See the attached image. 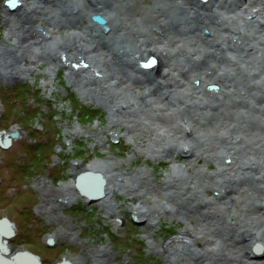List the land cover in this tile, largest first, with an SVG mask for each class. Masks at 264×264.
<instances>
[{"label": "bare ground", "instance_id": "obj_1", "mask_svg": "<svg viewBox=\"0 0 264 264\" xmlns=\"http://www.w3.org/2000/svg\"><path fill=\"white\" fill-rule=\"evenodd\" d=\"M14 1L16 4L12 8L6 5L5 13L16 40V46L10 52L18 53L19 47L31 44L42 49L46 40L63 29L65 39L54 51L42 49L38 54L44 53L50 63L66 67L76 84L87 88L91 98L108 102L116 114H125L126 106L117 103L119 94L127 95L132 89L144 86V95L137 99L145 107L146 119H154L152 117L159 108L184 107L195 109L194 112L198 109L207 111L204 115L218 125V130H230L229 121L235 122V118L250 121L247 124H253L247 126L250 132L260 126L261 134H256L254 154L246 150L247 154L254 155L252 161H237L235 147L239 141L233 135L226 137L224 152H228L232 160L221 162L218 179L202 187L218 191L213 197L218 202L199 199L196 187L178 188L180 185L174 178L164 182V205L172 214L193 222L196 228L160 244L161 249H156L160 255L156 256L166 259L169 264H264V0ZM93 15L100 16L104 25L89 21ZM35 20L43 22L44 32L37 30ZM225 52L237 55L229 59ZM6 53L0 59V69L12 74L15 61ZM150 57H154L153 61L148 60ZM175 57L184 64L175 66ZM160 63L168 70L160 73ZM220 65H226L230 70L219 73ZM93 71L101 73V77L91 76ZM175 71H178V78ZM246 75L260 77L261 86L240 88L239 81L241 78L244 81ZM192 77L199 84L191 88L188 81ZM208 84L215 88L219 84L222 90L218 93L205 91L203 87ZM178 88L186 90L181 102L172 96L178 93ZM226 94H230L228 101L222 99ZM208 95L216 97L207 101ZM245 113L253 119L257 115L263 118L257 121L258 124L247 120ZM124 116L127 124L133 125L127 114ZM178 118L181 122L182 117ZM189 119L190 125L194 124L195 121ZM180 122L166 128L182 147H189L188 152L177 147L166 148L163 152L169 156L176 151L189 157L198 155L202 148L193 147L195 143L185 133V122ZM195 124L196 128L200 126L197 121ZM84 139L88 141V138ZM4 145L0 140V146ZM201 146L204 147L203 143ZM82 171L102 175V185L94 177L87 178L84 187L88 193L99 192L101 198L115 192L106 185L107 176L102 170L91 166ZM143 175L137 185L156 193L148 172ZM69 184L71 182L64 183L63 187H70ZM247 188L256 193L257 199L244 202L240 190ZM234 189L238 194L229 197L228 193L232 194ZM77 195L80 196L76 191L74 198ZM139 198H142L140 193ZM134 210L140 220L150 221L151 209L137 207ZM236 214L241 217L235 218ZM162 225L171 226V223L161 222L158 233L163 235L166 231L161 230ZM199 235L204 246L194 249ZM4 239L0 240V247ZM5 246L11 250L8 241ZM146 255L150 256L152 252ZM101 256H98L101 263L107 264ZM0 264H29V260L19 256L9 262L0 259Z\"/></svg>", "mask_w": 264, "mask_h": 264}, {"label": "rangeland", "instance_id": "obj_2", "mask_svg": "<svg viewBox=\"0 0 264 264\" xmlns=\"http://www.w3.org/2000/svg\"><path fill=\"white\" fill-rule=\"evenodd\" d=\"M5 2L7 0H0V59L8 52L15 61L16 68L12 74L0 69V93L4 91L6 95L4 98L0 97V140L11 138L10 134L13 133L18 135L11 138L7 147L0 146V216H5L12 222L14 236L8 240L11 251H29L42 258L43 264H57L62 260L69 261L70 264H102L99 255H102L107 264H137L132 259L130 261L132 253L125 246L134 234L126 230L133 229V232L137 230L134 238L142 243L145 254L151 251L152 255L149 257L156 259L158 264H169L166 259L156 256V249L160 250V244L171 238L181 237L184 232H191L190 229L196 227L182 216L172 214L169 207L164 205V182L174 178L177 185H180L178 188L196 187L199 199L218 202L213 198L218 195V191L202 187L220 176L221 162L230 163L232 160L228 152H224L226 137L233 135L239 141L235 147L237 161H252L254 155L247 154L246 150L254 154L257 148L256 134H261L260 126L250 132L247 127L253 126L247 125L250 121L242 122L235 118V122L229 121L230 130H218V125L207 120L208 116L204 115L207 111L198 109L194 112L195 109L184 107L165 108L166 110L159 108L152 117L154 119L148 115L150 119H146L145 107L137 99L144 95V86L132 89L127 95L119 94L117 103L126 106L124 112L133 122V125H128L125 114H116L108 102L91 98L89 90L76 84L68 75L66 67L50 63L44 53L38 54L42 49L44 52L54 51L57 44L65 39L63 29L55 30L56 34L45 41L42 49L31 44L19 47L18 53L10 52L16 46V40L11 34V23L5 14ZM85 20L88 22L91 17ZM42 23L34 21V26L38 25V31H43ZM242 52L243 50L239 51ZM224 55L230 59L237 54L225 52ZM151 58L154 57L148 60L151 61ZM174 64L179 66L184 62L175 57ZM159 70L161 73L168 69L160 63ZM229 70L228 66L220 65L218 72ZM174 75L178 78V71ZM91 76L100 78L101 73L93 71ZM239 82L240 88L248 85L261 86V78H254L253 75H246L244 81L241 78ZM14 84L29 90L30 113L23 110V104V108L10 107L6 113V103L11 94L8 88ZM194 84L198 85L199 81L192 77L188 85L192 88ZM210 86L212 85H204L203 88L210 93L222 90L219 84L216 88ZM183 92L186 93V90L178 88V93L172 96L181 102ZM226 95L222 99L230 100V94ZM11 97L14 99L15 95L11 94ZM215 97L208 95L206 100L212 101ZM81 105L92 108L93 116L84 118L79 115L78 106ZM186 114L187 118H184ZM257 116L255 119L251 115L246 118L254 122L263 118ZM178 117H182L183 122ZM190 117L195 121L194 124L190 125ZM196 121L200 125L197 128ZM178 122H185V133L195 143L193 147L202 148L198 155L189 157L184 152L176 151L173 156H169L163 152L171 147L188 152L189 147H182L166 128L169 124ZM202 143L204 147L201 146ZM24 147L34 148L24 150ZM19 152L28 158L25 162L31 161L30 165H24L23 173L16 172L15 166L8 162ZM91 166L106 174V185L115 189V192L93 201L78 195L74 198L77 191L73 184L75 175ZM143 172H148L156 193L137 185L140 178L144 177ZM226 179L231 182V179ZM67 182H71L70 187H63ZM240 191L244 202L257 199L251 188ZM139 193L142 198H139ZM233 193L237 195L238 190H232V194L228 193V196H234ZM137 207L151 209L150 221L140 220L136 216L134 209ZM239 217L240 214L235 215V218ZM161 222L171 223V226L162 225V231L170 229L163 232V235L158 233ZM130 224L133 228H126ZM113 232V237L121 239L125 236L124 242L114 241L109 237L108 233ZM17 234L23 239H14ZM200 236L197 245L193 244L192 248L200 249L204 246ZM48 239L52 240L51 244H48ZM145 263L150 264L148 260L139 262Z\"/></svg>", "mask_w": 264, "mask_h": 264}, {"label": "trees", "instance_id": "obj_3", "mask_svg": "<svg viewBox=\"0 0 264 264\" xmlns=\"http://www.w3.org/2000/svg\"><path fill=\"white\" fill-rule=\"evenodd\" d=\"M10 89V93L12 94V95H15V98L14 99H12V97H11V94L9 95V101H8V103H6V106H7V108H6V113H7V109H9L10 107L12 108H14V107H20V108H23V106H22V104L25 106V108H23V110L24 111H26V113H30L31 111H30V107H29V105H28V103H29V97H28V94H29V90H27L26 88H21V85H19V84H14V85H12V87L10 86V88H8V90ZM6 95H4V91H2V93H0V97L1 98H4ZM6 101H7V97H6V99H5ZM15 105V106H14ZM79 107V109H78V113H79V115H82L84 118L85 117H92L93 116V109L92 108H85V106H78ZM85 108V109H84ZM14 115V114H13ZM16 115V114H15ZM14 115V116H15ZM102 115V113H100V116ZM37 146H35V148H36ZM34 148V147H33ZM33 148H31V147H29V148H26V147H24V150H33ZM22 155H21V153L19 152L18 154H15L14 155V158L12 157V158H10L9 159V164L10 165H12L13 167L15 166V168H16V172L18 171V173H23L24 171H25V167L27 166V164H31V161H29V162H25L26 161V159H28L27 157H21ZM33 159V158H32ZM31 159V160H32ZM37 160H40V159H37ZM32 161H34V160H32ZM32 164H34L35 165V163L34 162H32ZM24 165H25V167H24ZM16 178H18V176L16 177ZM78 205H80V204H78ZM72 209V208H71ZM73 209H74V206H73ZM76 209H78V207L76 206ZM132 227L133 228V225H126V228L127 227ZM165 227V226H164ZM169 228H166L165 229V231H167ZM126 231H128V232H131V233H134V234H136L137 233V230H134V232H133V229H127ZM169 231H170V229H169ZM168 231V232H169ZM128 232H126V234L128 233ZM134 234H133V237L132 238H130L129 240H127V242H126V244H125V246L126 247H129V249H130V252L129 253H132L131 254V259L133 260V261H135L137 264H139V262H142V263H144L145 261H147L148 260V262L150 263V264H158V261L155 259V260H153V258H150L149 256H147L146 254H145V251H144V249H143V245H142V243H140V242H138L135 238H134ZM108 235H109V237H112L113 239H114V241H121L122 243L124 242V239L126 238L125 236H122V238L120 239V238H116V237H113V236H115V233L113 232V233H108ZM128 236V235H127ZM15 238H17V239H23V237L22 236H18V234L14 237V239ZM112 239V240H113ZM131 239H133L132 241H131V243H130V240ZM133 244V245H132ZM135 245V246H134ZM135 248L137 249V250H135ZM145 254V255H144ZM42 259V258H41ZM42 261L43 262H41L42 264L44 263V260L42 259ZM146 264V263H145Z\"/></svg>", "mask_w": 264, "mask_h": 264}, {"label": "water", "instance_id": "obj_4", "mask_svg": "<svg viewBox=\"0 0 264 264\" xmlns=\"http://www.w3.org/2000/svg\"><path fill=\"white\" fill-rule=\"evenodd\" d=\"M15 1H7L5 2L6 5H8L10 8H12L15 5ZM91 20L93 22H96L99 25H104V20L100 16L93 15L91 17ZM211 88H214L213 86H210ZM15 135V136H14ZM18 135V133H13L10 134L11 138H15ZM11 138L6 137L4 143L5 145L3 146L4 148L7 147L11 143ZM89 177H94V179L98 180L100 182V185L103 184V179L102 175L100 173H94V172H89V171H80L78 174L75 175L74 177V186L76 190L78 191L80 196H85L88 198L89 201H93L101 196V193L96 192V193H88L85 189V183L87 181V178ZM14 236V230L12 227V222H10L7 218L3 217L0 219V240L2 238L4 239L3 244L0 247V259L9 262L12 260H15L17 257L22 256L29 260V264H42L40 257L29 252L26 250L23 251H15L12 252L9 248L5 246L7 244V241L10 240ZM52 240L48 239V244H51ZM6 255L7 257H4L3 255ZM11 255V256H10ZM9 256V257H8ZM57 264H69L66 260H62V262H59Z\"/></svg>", "mask_w": 264, "mask_h": 264}, {"label": "flooded vegetation", "instance_id": "obj_5", "mask_svg": "<svg viewBox=\"0 0 264 264\" xmlns=\"http://www.w3.org/2000/svg\"><path fill=\"white\" fill-rule=\"evenodd\" d=\"M3 217H5V216H0V219H1V218H3ZM5 218H7V217H5ZM7 219L10 221V219H9V218H7ZM8 242H9V241H8ZM10 247H11V246H10ZM40 260H41V259H40Z\"/></svg>", "mask_w": 264, "mask_h": 264}]
</instances>
